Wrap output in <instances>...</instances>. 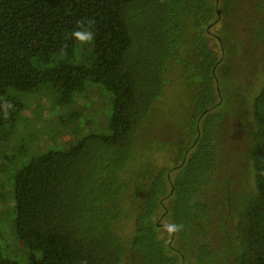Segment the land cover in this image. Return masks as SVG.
I'll return each instance as SVG.
<instances>
[{
	"label": "trees",
	"instance_id": "obj_1",
	"mask_svg": "<svg viewBox=\"0 0 264 264\" xmlns=\"http://www.w3.org/2000/svg\"><path fill=\"white\" fill-rule=\"evenodd\" d=\"M89 20L82 46L70 33ZM235 56L262 80L251 100ZM176 67L190 102L159 168L144 151H166L151 129ZM85 87L108 93L106 122ZM43 96L78 139L10 165L24 264H264V0H0V146ZM79 97L86 116L67 112ZM168 223L183 228L170 237Z\"/></svg>",
	"mask_w": 264,
	"mask_h": 264
},
{
	"label": "rangeland",
	"instance_id": "obj_2",
	"mask_svg": "<svg viewBox=\"0 0 264 264\" xmlns=\"http://www.w3.org/2000/svg\"><path fill=\"white\" fill-rule=\"evenodd\" d=\"M239 23L241 25L242 22L239 20ZM240 25L235 24L234 26L229 28L233 36H235L237 39H240L242 35ZM214 33L215 30L213 31V34ZM241 39H249V36L246 33H243ZM212 43L214 44V40L212 41ZM216 48L218 49V47ZM236 58H238V61L235 60L234 62L232 68L233 76L237 77V75L240 74V69L241 73L244 72L242 75L243 78L240 80V82L241 85H243V88L252 90V92H250L249 94V99L251 100L255 96V94L258 93V86L262 83V80L258 82L256 77L250 79V77L253 76L252 74L254 73V71L252 72V74H249V69H246V67L250 64H253L252 62L250 64H246L245 57L243 58V60L241 59V56H235V59ZM247 73L248 75L246 76ZM181 75L182 72H180L179 67H176L170 73L169 78L171 82L164 96V102L157 107L159 108V110H163L167 107L166 111H164L160 118L155 122L158 124H155L151 129L152 136L155 137V141L163 143L165 142L166 151L160 150V147L157 145H154V148H152L153 150H155L154 152H156L154 155L150 153V150L144 151L146 152L145 157L149 155L153 163L159 168L168 166L169 164L167 163V161H176V155L173 154V147L170 146V144L173 142L181 141L183 139L181 138L182 135H178V133L180 132L179 125L181 124V120H183L182 118H184L183 113L187 112L186 109L188 108L190 101L188 91L183 90L182 85L179 86L181 83ZM258 77H260V75ZM234 80L238 79L235 78ZM93 92L94 93H90L85 87V89L80 92L81 94L79 93L78 95H87V97L91 96V98L93 99V103H96L98 102V100H100L98 104L90 105V110L94 111V113L96 112V115H93V118H95V125H97L102 121L106 122L107 118L105 116H107V113H109L110 115V105L103 106L104 103L102 102V100H104V98H108L109 95L104 90L103 92L101 91L100 95L95 93L97 91ZM174 97L179 98L178 101L180 105L178 101L172 102ZM83 101L84 98H77L74 107L69 108L67 112L70 113L73 110H79L84 116H86L88 108L85 106ZM28 102L29 108L25 111V116L26 118L32 119L33 122L28 123L26 121H19L17 125H7L8 139H6V141L8 142L3 143V147L0 146V149H2L0 151V161L7 156H11L10 160L5 161L7 162L6 168H9V173H7L8 175L5 173L7 169L2 166L0 167V169L3 168V171L0 170V194H2L4 197L8 195L7 193H10L12 198L13 184L11 183L13 179L10 180V178L13 174V169H10L11 164H17L21 160L22 161L18 165L28 162L33 154L39 152L38 150H61L71 145V143L76 138L78 139V136L75 135L72 131V126L69 124L62 125L61 121H59V118L55 116V113L57 114V112H54V109H52L55 106L54 99H52V97L43 96V98H41L40 100H36V98L34 97H28ZM97 114H99L100 116L98 117ZM180 115L181 117H179ZM7 118L8 122L12 120V116H8ZM48 123H50L51 125H49ZM80 126L81 129H87L85 124H82ZM46 127H49L51 131H46ZM52 127H55V132L54 128ZM227 127L228 126H226V128ZM26 129H28L29 131ZM47 134H50L49 139L53 140L48 141ZM49 145L50 147H48ZM23 146H25V148H23ZM169 146L171 147V149L169 148ZM239 147L242 149L245 146H243V144H240ZM8 199L9 197L0 202V252L3 256L13 259L19 264H24L31 259V253L24 244L14 241L11 236L12 231L9 230L10 227L8 226V223H11L14 219V209L13 206L11 207V205H8ZM12 205H14L13 198ZM129 230L130 228H127L128 232Z\"/></svg>",
	"mask_w": 264,
	"mask_h": 264
},
{
	"label": "clouds",
	"instance_id": "obj_3",
	"mask_svg": "<svg viewBox=\"0 0 264 264\" xmlns=\"http://www.w3.org/2000/svg\"><path fill=\"white\" fill-rule=\"evenodd\" d=\"M93 25V20L87 21V26L85 25L84 21H78L77 27L70 33L71 38L82 46L92 43L95 39V32L92 30ZM5 117H7V112H5ZM182 228L183 225H178L175 223H168L164 225V229L170 237L181 231Z\"/></svg>",
	"mask_w": 264,
	"mask_h": 264
}]
</instances>
